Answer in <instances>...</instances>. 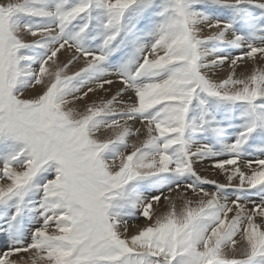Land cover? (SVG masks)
I'll return each mask as SVG.
<instances>
[{
    "label": "snow or ice",
    "instance_id": "1",
    "mask_svg": "<svg viewBox=\"0 0 264 264\" xmlns=\"http://www.w3.org/2000/svg\"><path fill=\"white\" fill-rule=\"evenodd\" d=\"M0 264H264V0H0Z\"/></svg>",
    "mask_w": 264,
    "mask_h": 264
},
{
    "label": "rangeland",
    "instance_id": "2",
    "mask_svg": "<svg viewBox=\"0 0 264 264\" xmlns=\"http://www.w3.org/2000/svg\"><path fill=\"white\" fill-rule=\"evenodd\" d=\"M260 147H261L260 145H257V146H256V149L259 150Z\"/></svg>",
    "mask_w": 264,
    "mask_h": 264
}]
</instances>
